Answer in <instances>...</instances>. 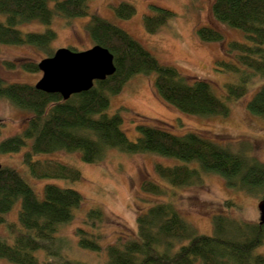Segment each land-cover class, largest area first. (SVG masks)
I'll return each instance as SVG.
<instances>
[{"label": "trees", "instance_id": "obj_1", "mask_svg": "<svg viewBox=\"0 0 264 264\" xmlns=\"http://www.w3.org/2000/svg\"><path fill=\"white\" fill-rule=\"evenodd\" d=\"M89 0H0V45L33 47L51 57V44L56 33L50 29L55 16L74 19L89 18L85 29L94 45L107 49L113 56L115 73L104 81L94 82L84 93L72 95L64 101L58 94L37 91L33 85L12 83L5 85L0 78V101L6 100L15 108L30 114L21 134L0 142V153L13 154L27 146L22 162L34 179L79 181L81 174L75 168L47 159L33 160L34 156L54 153L79 152L87 164L100 162L107 150L116 149L129 155H155L172 158L181 165H155L159 179L172 188L201 185L203 177L217 175L232 190L264 198V163L234 153L196 133L172 135L160 128L140 124L138 136L130 141L122 131L119 113L107 114L109 96L121 93L124 85L135 75L155 74L156 95L178 111L198 117H228L229 108L213 92L209 83L182 76L172 66L161 65L139 42L121 28L90 13ZM52 4V5H50ZM143 27L154 35L175 16L168 9L150 7ZM123 20L135 13L133 5L122 2L114 8ZM212 15L221 25L245 34L248 44L232 42L225 52L236 53L238 65L264 79V0H215ZM28 23H39L43 32L23 33L17 29ZM202 42L220 43L219 30L202 27L197 31ZM7 68L19 66L28 73H37V63L20 60L4 61ZM240 72V67L226 65ZM241 73L245 75L244 71ZM244 82L249 77L244 76ZM246 93L244 85L229 86L228 98L239 99ZM248 111L264 121V84L247 104ZM195 165V167H191ZM143 192L155 197L167 196L161 185L146 181ZM44 197L39 200L20 173L12 168H0V226H3L12 244L0 237V259L10 264H42L36 252L43 250L48 261L43 264H84L59 254L61 225L73 219L74 211L82 203V196L69 188L53 184L44 186ZM20 202L17 223L5 216L15 202ZM148 209L137 217L135 236H122L106 247L104 264H264V256L254 251L264 245V225L251 224L233 217L218 215L212 219V235H200L188 224L168 201L148 203ZM226 209L235 208L225 201ZM100 210L87 214L85 224L95 228L102 221ZM78 245L93 252L102 251L100 236L86 229L76 230Z\"/></svg>", "mask_w": 264, "mask_h": 264}, {"label": "rangeland", "instance_id": "obj_2", "mask_svg": "<svg viewBox=\"0 0 264 264\" xmlns=\"http://www.w3.org/2000/svg\"><path fill=\"white\" fill-rule=\"evenodd\" d=\"M215 0H89L90 13L121 28L134 40L150 52L161 65L172 66L187 78L203 80L210 84L214 94L229 108V116L224 118L198 117L184 114L166 104L155 93V74L135 75L123 87L118 95L109 96V116L119 113L122 117L121 129L130 141H134L140 124L160 128L172 135L183 136L196 133L209 139L221 147L234 153H245L264 163V121L252 115L247 104L264 84V79L252 71L238 65L236 53L225 52L227 44L238 42L248 44L245 34L237 29L218 23L212 15ZM126 2L134 6L136 13L127 20L118 18L114 8ZM52 5V4H50ZM151 6L170 10L175 16L154 35L147 34L143 27L145 15L152 14ZM3 19V17H0ZM89 18L65 19L55 16L50 29L56 33L51 44L53 51L68 48L82 52L93 47V43L85 29ZM210 27L223 35L220 43L202 42L197 34L198 29ZM47 27L39 23H28L18 26L23 33L43 32ZM44 54L33 47L0 45V78L4 84L20 83L35 85L42 73H28L19 66L7 68L3 62L14 63L28 60L38 63ZM223 61L226 65L240 67V72L218 66ZM244 71L245 75L241 73ZM242 71V72H243ZM244 76L249 77L244 82ZM244 85L246 93L241 98L229 99V86ZM143 96V99H140ZM146 99V100H145ZM30 114L12 106L8 101H0V142L21 134L26 127ZM27 146L13 154L0 153L1 167L17 170L31 187L36 197H44V186L53 184L60 188H69L82 196V203L74 211L73 219L61 225L56 234L59 238V254L84 264H104L107 258L106 247L122 236H135L137 217L147 211L148 203L168 201L182 218L192 225L198 234L212 235V219L223 215L233 217L251 224L260 221L258 210L259 199L246 193L228 188L224 180L217 175L203 177L201 185L172 188L159 179L154 172L155 165L173 167L181 162L172 158L155 155H129L116 149L107 150L104 158L95 164H87L81 160L80 153H54L52 155L34 156L33 160L47 159L52 162L69 165L81 174L79 181L59 179H34L23 164ZM191 167H195L191 165ZM146 181L155 182L167 191V196L155 197L143 192L142 184ZM225 201H231L235 208L226 209ZM20 202H15L12 210L5 216L9 222L17 223ZM98 209L102 221L95 228L87 226L85 220L91 210ZM86 229L100 236L98 243L102 251L93 252L78 245L79 237L76 230ZM0 237L8 244L12 238L3 226H0ZM254 254L264 256V245L258 247ZM42 264L48 261L43 250L36 252ZM0 264H10L0 259ZM194 264H201L197 261Z\"/></svg>", "mask_w": 264, "mask_h": 264}, {"label": "water", "instance_id": "obj_3", "mask_svg": "<svg viewBox=\"0 0 264 264\" xmlns=\"http://www.w3.org/2000/svg\"><path fill=\"white\" fill-rule=\"evenodd\" d=\"M36 65L42 76L34 88L49 95L58 94L64 101L89 91L94 82L104 81L115 73L112 54L98 45L82 52L60 48ZM258 210L259 224L264 225V198L258 202Z\"/></svg>", "mask_w": 264, "mask_h": 264}, {"label": "bare ground", "instance_id": "obj_4", "mask_svg": "<svg viewBox=\"0 0 264 264\" xmlns=\"http://www.w3.org/2000/svg\"><path fill=\"white\" fill-rule=\"evenodd\" d=\"M142 97H143V96H140V99H143ZM145 100H146V99H145Z\"/></svg>", "mask_w": 264, "mask_h": 264}]
</instances>
